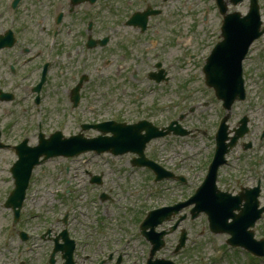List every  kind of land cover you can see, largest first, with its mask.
<instances>
[{
	"label": "rangeland",
	"instance_id": "374dc122",
	"mask_svg": "<svg viewBox=\"0 0 264 264\" xmlns=\"http://www.w3.org/2000/svg\"><path fill=\"white\" fill-rule=\"evenodd\" d=\"M148 4L160 7L163 14L151 19V30L139 41L137 31L122 24L108 32L112 39L109 46L89 50L84 42L72 41L71 34L65 31L55 47V52L62 55L57 63L51 59L50 80L43 88L39 107L33 105L34 95L28 84L38 82L41 59L37 66L26 65L18 51L0 52V86L16 98L12 103L0 102L2 142L17 145L28 139L29 146H35L39 129L46 135L61 131L69 137L79 134L84 123L114 117L132 123L146 117L167 126L183 112L187 115L181 125L192 135L156 140L148 147L147 157L184 177L185 184L177 180L156 183L153 173L132 165L135 156L131 154L113 157L89 153L74 159H51L34 171L21 220L33 238L22 243L17 229L8 234L7 224L13 220L15 226L14 216H9L11 211L3 205L13 192L11 167L18 158L11 149L0 150V264H49L52 239L62 231L76 241V264H146L151 245L139 233V223L148 212L187 201L205 178L215 150L216 127L226 115L213 90L205 86L202 73L203 58L220 39L218 12L213 0H107L106 6H112V10L105 6L102 16L115 27L118 19L143 11ZM259 4L264 16V0ZM248 9V2L230 6V12L243 15ZM207 10L209 18L205 23ZM24 17L21 21L29 23ZM81 27L73 29L80 31ZM152 39L160 42L156 49H151ZM39 43L44 50L47 37ZM81 44L83 48L74 49ZM107 61L111 62L109 67ZM159 61L171 76L169 85L157 86L148 77ZM11 62L18 65L22 76L28 77L19 78L28 83L26 86L12 78L8 80ZM82 75L90 80L81 91L80 105L74 109L70 92ZM245 77L250 99L233 107L228 124L232 130L248 116L255 137L252 142L260 151H244L241 146L234 149L229 156L232 163L219 173L218 185L220 190L232 193L244 184L242 175L250 176L249 186L259 177L264 199V37L253 45ZM162 104L166 108L159 111ZM98 135L95 130L85 132L87 138ZM93 177H100L102 184L91 183ZM103 195L108 200L102 201ZM190 210L181 213L188 214V219L176 233L166 237V247L155 258L175 264H246L244 252L227 246L229 236L211 234L207 218L201 215L191 220ZM176 220L158 231L169 230ZM183 230L189 240L182 251L175 253ZM256 234L257 238L264 235V220ZM247 257L250 263L258 264ZM57 261L63 263L60 255Z\"/></svg>",
	"mask_w": 264,
	"mask_h": 264
},
{
	"label": "water",
	"instance_id": "95a60500",
	"mask_svg": "<svg viewBox=\"0 0 264 264\" xmlns=\"http://www.w3.org/2000/svg\"><path fill=\"white\" fill-rule=\"evenodd\" d=\"M219 5L222 9V13H225V8H224V5L222 3V0H220ZM256 10H257V7L254 6V10L252 11V13L256 14V12H257ZM253 14L251 15V17H253ZM239 16L240 15L237 14L235 17H239ZM251 24H253V22L250 19V22L245 23L242 26L241 30H238V29L233 30V29L227 27L226 31H225L226 32L225 37H226L227 45L231 46L234 44L235 41H233V34L238 35V36H242V37L246 36L249 40L248 44L252 43V42H250L251 36L253 34L251 32L253 30L251 27ZM243 52H244L243 48H237V47L229 48L225 53H224V51H221L216 57V58H219L220 62H216V61L212 60L213 63H211V65L206 69V75H207L208 83L212 84L211 83L212 79H218L217 76H214V73L220 72L218 70H217L218 72H213L212 66H215V70H216L217 67L219 68V65L220 66L223 65L224 62H222V61L225 60L226 58H228V56L230 54H231V57L234 58L236 56V54H242ZM243 55H244V53H243ZM235 65L236 64L234 62L233 66H235ZM224 75H226V79H222L219 81L220 89L217 91L218 96L224 98L225 100L228 97H231L234 99L236 97H243L244 95H243L242 88L237 87V77L235 76V74L225 71ZM218 76L220 77L219 73H218ZM80 88H81V86H79L75 90V93L79 92ZM78 100H79V96L76 99V103L78 102ZM108 126H109V129H106V128L103 129L105 132L109 130V131L115 133L116 131L122 130L123 133L120 136H115L113 138L100 137L96 140H90V141H84L81 137L74 138L70 141H62L60 135H56L55 137L52 138L51 141H43L38 150L21 151L20 152V161L16 165L15 169H13V173H14V176L16 178V185H17V190L15 192V195L18 194L20 197V200H22L24 198L25 189L27 187L28 180L31 176V171L35 165L39 164V158L44 153H46L47 158H50V157L59 156V155L75 156L81 152L89 151V150H96L98 152L111 151L117 155L127 153V152H129V150H133V151L138 152V154H140L143 157V152H144L146 144L148 142H150L153 138H156L157 136H163V134L160 133L157 135H152V136L147 137L145 139H140L139 137L131 135L130 131H128V129L124 128L123 126H119V127H113L112 125H108ZM74 142H78V143H74ZM71 143H73V144H71ZM68 144H71L70 148H69ZM62 148H63V150H62ZM30 154H32L33 156H30L28 158V155H30ZM23 167H25V168H24V174L22 176V175H19V170ZM212 177H214V173H212ZM207 188H208V186H207ZM203 192H205L204 188H203ZM206 192H209V190H206ZM220 197H221L222 201H223V199L225 200L227 198L224 195L220 196ZM192 203L198 204V208L194 212L200 213V211H205L209 214L210 222H211L212 227L215 231H225V232L233 233V235H235V238H236L235 241H233V243L231 241V243L234 246H238V245H243L246 247L250 246V244H249L250 241L247 238L242 240V234H240L239 232L233 231V227L227 225V220L229 218H233V215H232V210H228V211H226V214L228 216H225L224 203L212 202V199H210V197L207 194L203 198L202 201L200 200V198L194 199L192 202L188 203V205L192 204ZM188 205H186V206H188ZM170 216H171V212H169L168 216H166L162 219H164V220L168 219V218H170ZM243 216H244V214H243ZM258 218L255 217L254 219H249V218L247 219L245 217H240L236 220L234 227L238 226V228H240V229L245 228V230H247L250 226L254 225V222ZM164 220H162V221H164ZM162 221H160V222H162ZM156 226H157V223L151 225L152 230H154ZM143 230H144V232H146L147 226H145L143 228ZM151 234H153V232ZM147 236L150 237V235H147ZM185 237H186V235L184 234L183 239H185ZM163 244L164 243L160 242V245L153 250L152 255H154L155 252L157 250H159L161 248V246H163ZM156 264H171V263L160 262V263H156Z\"/></svg>",
	"mask_w": 264,
	"mask_h": 264
},
{
	"label": "flooded vegetation",
	"instance_id": "af4514ba",
	"mask_svg": "<svg viewBox=\"0 0 264 264\" xmlns=\"http://www.w3.org/2000/svg\"><path fill=\"white\" fill-rule=\"evenodd\" d=\"M106 2L107 0H0V37L9 35L8 31L11 30L17 40V45L19 42L22 43L15 47L20 50L21 56L32 57L35 54L34 58L36 59L41 55L39 42L43 41L45 36L47 40L52 36L55 41H58L65 31H68L72 41L84 42L88 48L90 42L103 44L104 41H108L107 46H109L112 39L108 32L116 30L122 24L137 31L138 41L151 30V23L145 33H142L141 29L129 27L128 23L132 17L124 20L118 19V26L115 25V27L106 23V19L102 16ZM110 2L113 3V1ZM164 2L168 1L164 0ZM150 9L151 6L148 4L145 10L152 12ZM154 9L160 10L161 15L163 14L160 7ZM23 15L30 24L21 21ZM78 25L82 26L81 30L75 31L73 27H78ZM150 41L151 49H156L159 42L155 39ZM107 46L98 45L102 49ZM79 48H83V44L74 49ZM159 71L156 70L152 73L158 74Z\"/></svg>",
	"mask_w": 264,
	"mask_h": 264
}]
</instances>
